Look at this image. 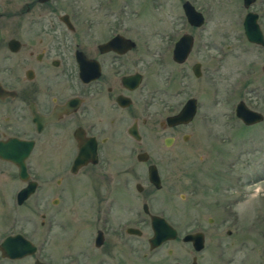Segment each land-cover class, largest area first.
I'll return each instance as SVG.
<instances>
[{
  "label": "flooded vegetation",
  "instance_id": "af4514ba",
  "mask_svg": "<svg viewBox=\"0 0 264 264\" xmlns=\"http://www.w3.org/2000/svg\"><path fill=\"white\" fill-rule=\"evenodd\" d=\"M218 1L0 0V264H264L243 247L253 227L236 194L213 200L225 214L181 204L183 129L199 109L183 78L220 47L250 76L264 47V4ZM211 14L225 18L218 42ZM190 98L192 117L169 122ZM154 215L169 231L152 245Z\"/></svg>",
  "mask_w": 264,
  "mask_h": 264
},
{
  "label": "rangeland",
  "instance_id": "374dc122",
  "mask_svg": "<svg viewBox=\"0 0 264 264\" xmlns=\"http://www.w3.org/2000/svg\"><path fill=\"white\" fill-rule=\"evenodd\" d=\"M208 1L214 3L215 9L221 7L218 0H199L201 5ZM262 4L264 0H258L261 11ZM210 18L205 34L210 38V34L216 32L212 37L216 42L221 41L225 18L222 14H211ZM260 22L264 31L263 13ZM222 48L213 50L214 58L205 57L202 76L195 77L188 70L183 78L184 97L196 96L199 109L192 123L183 129L190 132L191 138L181 149L178 171L181 172V191L185 194L181 204L184 214L191 215L198 210L206 216L219 210L222 213L223 209L225 214L226 208L221 204L213 206L216 205L213 200H230L236 194L240 201L234 210L240 224L253 227L243 247L246 250L258 247V259L264 260V118L257 123L244 124L233 112L235 102L243 98L250 107L264 115V47L258 46V71L250 76L242 71L246 62L233 56L224 60L220 55ZM163 168L174 169V164ZM195 183L201 184V201L197 205L193 202ZM213 183H219L221 188L223 185L231 188L227 190V187L216 195L212 190ZM234 185L237 189L232 187ZM206 192L209 196H205ZM256 214L258 221L255 220ZM48 256L56 261L62 259L57 254Z\"/></svg>",
  "mask_w": 264,
  "mask_h": 264
},
{
  "label": "water",
  "instance_id": "95a60500",
  "mask_svg": "<svg viewBox=\"0 0 264 264\" xmlns=\"http://www.w3.org/2000/svg\"><path fill=\"white\" fill-rule=\"evenodd\" d=\"M189 13V12H188ZM190 14V13H189ZM201 18V13L197 12L196 16ZM201 20H199L200 22ZM250 39H254L252 36H249ZM258 43L264 45V35L262 33V30L260 28V25L258 23ZM195 72L198 74V69L195 67ZM196 101L194 98H190L187 100V102L184 104L183 108L175 115L168 117L169 122H180V121H187L189 120L195 109H196ZM235 114L237 117H239L245 124H253L255 122H259L264 118V115L261 111L257 109H253L249 107L244 100H239L236 107H235ZM150 173L151 177L155 176L157 177V172L154 165L150 166ZM152 226L154 229V235L151 238L152 245L157 244L162 239H164L165 231H169V225L166 224V222L161 219L158 216H152L151 219ZM173 230V229H172ZM27 246H30L29 241H26L24 239ZM37 264H46L43 262H38Z\"/></svg>",
  "mask_w": 264,
  "mask_h": 264
}]
</instances>
